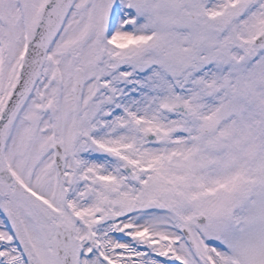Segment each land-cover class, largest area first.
Masks as SVG:
<instances>
[{"label": "snow or ice", "instance_id": "obj_1", "mask_svg": "<svg viewBox=\"0 0 264 264\" xmlns=\"http://www.w3.org/2000/svg\"><path fill=\"white\" fill-rule=\"evenodd\" d=\"M0 264H264V0H0Z\"/></svg>", "mask_w": 264, "mask_h": 264}]
</instances>
